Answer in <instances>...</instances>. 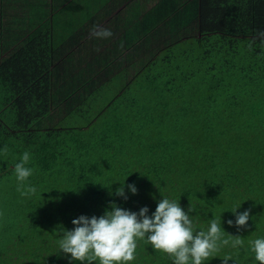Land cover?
<instances>
[{
    "label": "trees",
    "instance_id": "16d2710c",
    "mask_svg": "<svg viewBox=\"0 0 264 264\" xmlns=\"http://www.w3.org/2000/svg\"><path fill=\"white\" fill-rule=\"evenodd\" d=\"M201 1L95 120L57 126L96 92L66 86L34 126L0 118V264H264V0Z\"/></svg>",
    "mask_w": 264,
    "mask_h": 264
},
{
    "label": "crops",
    "instance_id": "0c3cea01",
    "mask_svg": "<svg viewBox=\"0 0 264 264\" xmlns=\"http://www.w3.org/2000/svg\"><path fill=\"white\" fill-rule=\"evenodd\" d=\"M201 2L0 0V54L2 46L24 44L13 56L23 58L22 67L49 90L96 87L97 92L110 88L120 74L124 90L135 75L148 70L153 57L173 46L172 40L190 38L186 33L198 27ZM48 98L50 91L39 102Z\"/></svg>",
    "mask_w": 264,
    "mask_h": 264
},
{
    "label": "rangeland",
    "instance_id": "374dc122",
    "mask_svg": "<svg viewBox=\"0 0 264 264\" xmlns=\"http://www.w3.org/2000/svg\"><path fill=\"white\" fill-rule=\"evenodd\" d=\"M22 65L23 58H20L19 56H13L4 64L0 61V106L4 109V114L1 112L0 118L6 121L8 120L19 123L21 125L32 126L34 122H38L46 115V113L49 112V98L43 102L39 101L42 100L40 97L43 95L45 97L50 90L36 82V74L31 76L28 72L29 74L27 76H22L23 72L28 71V69L23 68ZM148 70H150L153 74L152 64ZM148 70L143 69L142 72L147 73ZM121 76L122 74H120L118 77H115V79L110 83V88H101L102 90L99 89L85 104L81 105L73 113L60 121L57 126L70 127L81 125L83 123L89 122L92 119L95 120L98 116L97 114L100 113L122 91L124 84L122 82ZM26 78L28 79L24 80ZM47 78L46 74L44 73L43 80L46 81ZM152 91L153 89L144 88L143 82L142 87L137 86L136 89H133V93L136 92V94H142L140 99L137 98L139 104H141L145 99L153 98V95L151 97L150 94ZM140 107V110L143 111V114L140 116L143 118V120H146L148 116H151V114H147L148 107L145 104L140 105ZM136 108L138 112L139 107L137 106ZM113 117H117V113L113 108L108 107L105 116L99 119V122H97L98 124H95L90 132L93 131L94 128L97 129L100 125L107 122L105 120L110 121L113 119ZM121 118L123 120H129L132 118V116L123 115ZM171 120L172 116L166 115V123L164 124L165 128L167 125L171 124ZM119 159L120 163L125 162L123 157H119Z\"/></svg>",
    "mask_w": 264,
    "mask_h": 264
}]
</instances>
